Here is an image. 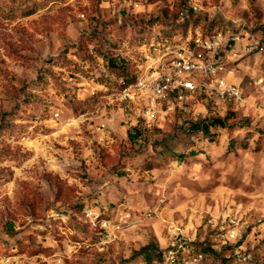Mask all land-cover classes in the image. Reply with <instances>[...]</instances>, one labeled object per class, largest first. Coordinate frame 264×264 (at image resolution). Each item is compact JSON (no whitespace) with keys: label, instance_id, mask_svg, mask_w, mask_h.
Masks as SVG:
<instances>
[{"label":"rangeland","instance_id":"rangeland-1","mask_svg":"<svg viewBox=\"0 0 264 264\" xmlns=\"http://www.w3.org/2000/svg\"><path fill=\"white\" fill-rule=\"evenodd\" d=\"M188 1L0 0V264H158L135 252L172 241L215 251L193 264H264V4ZM214 31L237 37L208 54L239 100L119 98L106 58L136 75L143 42ZM204 117L224 125L190 135Z\"/></svg>","mask_w":264,"mask_h":264},{"label":"built area","instance_id":"built-area-1","mask_svg":"<svg viewBox=\"0 0 264 264\" xmlns=\"http://www.w3.org/2000/svg\"><path fill=\"white\" fill-rule=\"evenodd\" d=\"M260 1L264 4V0ZM188 4L193 10L199 9L195 0H189ZM235 38L232 34L214 31L206 36H190L186 45L170 44L168 36L149 45L143 42L141 65L134 81L118 91L119 98L133 101L146 95L152 100H165L170 96L182 100L187 94L215 91L218 97L229 102L239 100L240 87L226 79V66L217 57L208 54ZM152 112L151 108H147L145 117H152ZM189 252L190 247L185 242L172 241L164 251L161 264H193L202 257L200 253L192 259L184 255Z\"/></svg>","mask_w":264,"mask_h":264},{"label":"trees","instance_id":"trees-1","mask_svg":"<svg viewBox=\"0 0 264 264\" xmlns=\"http://www.w3.org/2000/svg\"><path fill=\"white\" fill-rule=\"evenodd\" d=\"M177 11H174V13H172V17L173 19H178L180 17H182L181 15H185V22L183 25H187L188 24V20L191 19L188 13H183L181 8L176 9ZM191 13V12H189ZM161 19V17H154V18H150L148 20H146V23H154L155 21H159ZM209 31V30H208ZM203 35H206L205 33H203ZM165 37H167L168 35H164ZM253 42L250 44V52H258L260 49H264V38H260L258 40H254ZM118 55V54H116ZM107 61V66L109 69H111L113 71V74L121 79V83L119 84V89L123 88L125 85L131 83L134 81L135 79V74L132 72L130 73L129 70V65H128V61L125 57L123 56H113V57H108L106 58ZM143 126V124L141 122L133 125L131 127V129H129L128 131V138L131 142L136 143L137 141H139V139H141L142 137H144V131L143 128H141V125ZM224 125V120L221 118H217V117H204L199 121H195V122H191L190 125L188 126V130L193 132L190 135H193L195 133H201L204 134L206 136H210L211 134V128L213 127H217V126H222ZM144 127V126H143ZM190 154H195L194 151L191 150ZM175 156L177 157V160H181L184 158V154L183 153H178L175 154ZM185 244H187L190 247V252L188 254H184L185 256L187 255H191L192 257H194L195 255H197L198 253L201 254V259L203 257H208L210 256L211 253H215V251L210 247V246H204L203 242H199V244L197 242H185ZM200 246V247H199ZM145 249H140L137 252H135V254H139L142 255L143 258L149 259L151 256L156 255L160 260L158 264H161L163 261V254L164 251H158V249H156L154 247L153 244H148L147 246H145ZM167 249V248H166ZM207 250V251H206ZM212 256V255H211ZM199 259V260H201ZM223 262H227L229 261V257L227 258H222Z\"/></svg>","mask_w":264,"mask_h":264}]
</instances>
